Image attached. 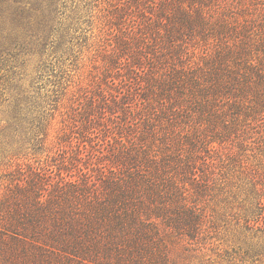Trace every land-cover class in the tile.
<instances>
[{
    "label": "trees",
    "instance_id": "1",
    "mask_svg": "<svg viewBox=\"0 0 264 264\" xmlns=\"http://www.w3.org/2000/svg\"><path fill=\"white\" fill-rule=\"evenodd\" d=\"M81 1L0 0V264H178L264 208V0Z\"/></svg>",
    "mask_w": 264,
    "mask_h": 264
},
{
    "label": "rangeland",
    "instance_id": "2",
    "mask_svg": "<svg viewBox=\"0 0 264 264\" xmlns=\"http://www.w3.org/2000/svg\"><path fill=\"white\" fill-rule=\"evenodd\" d=\"M74 1L76 6L83 5L81 0ZM95 11L91 8V14ZM99 30L95 23L90 26L89 23L81 22L79 28L71 32L74 38L71 42L72 56L77 60L70 56L66 57L68 59H60V62H64L65 69L71 67L69 73L76 75L74 81L79 75V70L75 68L85 62L88 64L87 60L93 56L96 46L103 49L106 28ZM87 68L82 67L80 73L86 74ZM104 86L106 88V81ZM48 87L51 88V85ZM255 159L256 156L249 161L256 163ZM244 197L241 194L233 201L216 200L209 203L207 215H211L212 228L202 237L201 253L185 261L179 260L178 264H264V208H256L252 200H245ZM248 223L249 228L246 227Z\"/></svg>",
    "mask_w": 264,
    "mask_h": 264
}]
</instances>
